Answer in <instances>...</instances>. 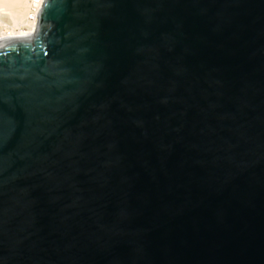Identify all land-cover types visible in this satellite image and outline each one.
Instances as JSON below:
<instances>
[{
	"label": "water",
	"instance_id": "obj_1",
	"mask_svg": "<svg viewBox=\"0 0 264 264\" xmlns=\"http://www.w3.org/2000/svg\"><path fill=\"white\" fill-rule=\"evenodd\" d=\"M0 264H264V0H44L0 42Z\"/></svg>",
	"mask_w": 264,
	"mask_h": 264
},
{
	"label": "bare ground",
	"instance_id": "obj_2",
	"mask_svg": "<svg viewBox=\"0 0 264 264\" xmlns=\"http://www.w3.org/2000/svg\"><path fill=\"white\" fill-rule=\"evenodd\" d=\"M44 0H30L29 6L22 15L17 7L21 0H10L11 6L0 4V42L15 37H30L36 33L38 15ZM15 7V9H14Z\"/></svg>",
	"mask_w": 264,
	"mask_h": 264
},
{
	"label": "rangeland",
	"instance_id": "obj_3",
	"mask_svg": "<svg viewBox=\"0 0 264 264\" xmlns=\"http://www.w3.org/2000/svg\"><path fill=\"white\" fill-rule=\"evenodd\" d=\"M29 1L30 0H21V5L18 6L16 11L18 12V15H22V12H25L29 6ZM10 0H0V4H6L8 7L11 6V3H9ZM15 9V7H14Z\"/></svg>",
	"mask_w": 264,
	"mask_h": 264
}]
</instances>
